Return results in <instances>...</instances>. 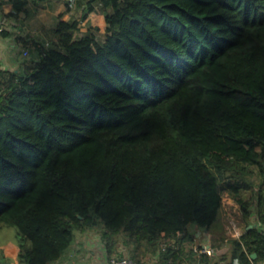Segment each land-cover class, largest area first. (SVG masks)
<instances>
[{
    "label": "trees",
    "instance_id": "obj_1",
    "mask_svg": "<svg viewBox=\"0 0 264 264\" xmlns=\"http://www.w3.org/2000/svg\"><path fill=\"white\" fill-rule=\"evenodd\" d=\"M97 8L103 41L79 28ZM80 20L0 68V228H16L19 262L51 264L96 231L138 263L222 264L190 227L208 229L225 194L247 220L245 191L264 222V0H84ZM248 226L229 264L264 258Z\"/></svg>",
    "mask_w": 264,
    "mask_h": 264
},
{
    "label": "crops",
    "instance_id": "obj_2",
    "mask_svg": "<svg viewBox=\"0 0 264 264\" xmlns=\"http://www.w3.org/2000/svg\"><path fill=\"white\" fill-rule=\"evenodd\" d=\"M12 2L13 0H0V24L4 27V32L0 34V68L15 72L20 71L25 60L31 57L30 50L23 47L22 42L47 40L50 36V30L57 24L59 18L80 20L84 7V0H26L24 11H16ZM105 26L104 13L99 8L79 22L82 34L93 31L94 27H98V31H93L96 33L98 41L104 39L99 40L98 33L99 35L103 34L104 37ZM25 52H27L26 55ZM248 192L245 191L242 194L245 200L251 199V197L254 198V202L250 206L249 218L247 220L241 218L239 205L234 199H228L226 204L221 207L216 225L212 224L208 229L191 225L190 230L195 238L192 244L193 249L199 246L204 239H207L215 248L226 246L225 254L228 255L229 241L235 238L226 235V210L235 211L234 213L242 221L243 228L241 230L243 233L245 228L251 225L248 227L255 226L264 235V222L260 220L257 210V196L250 193V197L246 198L245 193ZM105 243L96 231H75L73 242L51 264H102L111 253H114L108 252ZM256 263H262V259Z\"/></svg>",
    "mask_w": 264,
    "mask_h": 264
},
{
    "label": "built area",
    "instance_id": "obj_3",
    "mask_svg": "<svg viewBox=\"0 0 264 264\" xmlns=\"http://www.w3.org/2000/svg\"><path fill=\"white\" fill-rule=\"evenodd\" d=\"M4 27L2 24H0V33L3 31ZM27 54V52H25V55ZM229 197L228 195H224L223 196V200H222V206L225 205V200H228ZM227 215H226V224H227V230H226V235L230 238H235V239H239L243 233V231L241 230L242 227V221H240V219L233 213V211H227ZM207 235V234H206ZM205 237V236H204ZM228 242V240H227ZM227 247H223V248H215L213 247L210 242L207 239H204V241L197 246L196 248H194V250L198 253V254H206L209 257H211L212 259H218L222 254H225ZM102 264H143V263H138L135 260L131 259L128 255L125 254V250L123 248V246H119L117 248V251H115L114 253H111L108 257V259L103 262ZM151 264V263H150ZM257 264V263H255ZM260 264H264V258L262 259V263Z\"/></svg>",
    "mask_w": 264,
    "mask_h": 264
},
{
    "label": "rangeland",
    "instance_id": "obj_4",
    "mask_svg": "<svg viewBox=\"0 0 264 264\" xmlns=\"http://www.w3.org/2000/svg\"><path fill=\"white\" fill-rule=\"evenodd\" d=\"M98 37L100 38L99 40H102L103 34L99 35L98 33ZM243 193V192H242ZM245 197H250V191L246 194L245 193ZM254 206V205H253ZM217 220L218 218L213 222V224H217ZM18 234L16 231V228L13 226H5L3 225L0 228V250H2L4 252V254H6V258H7V262L10 264H23L20 263L17 257V253H18ZM125 254H127V252L125 251ZM220 257L218 259H214L215 261H219ZM154 261L153 258H145L143 261V264H150ZM230 260L229 257L227 255V258L222 260V264H229Z\"/></svg>",
    "mask_w": 264,
    "mask_h": 264
},
{
    "label": "water",
    "instance_id": "obj_5",
    "mask_svg": "<svg viewBox=\"0 0 264 264\" xmlns=\"http://www.w3.org/2000/svg\"><path fill=\"white\" fill-rule=\"evenodd\" d=\"M249 226H251V225H249ZM252 256H255V253H253Z\"/></svg>",
    "mask_w": 264,
    "mask_h": 264
}]
</instances>
